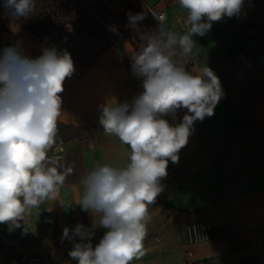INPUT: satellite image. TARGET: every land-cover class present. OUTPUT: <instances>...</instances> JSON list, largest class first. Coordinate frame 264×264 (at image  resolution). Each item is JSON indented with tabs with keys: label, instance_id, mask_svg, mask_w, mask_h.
Returning a JSON list of instances; mask_svg holds the SVG:
<instances>
[{
	"label": "crops",
	"instance_id": "crops-1",
	"mask_svg": "<svg viewBox=\"0 0 264 264\" xmlns=\"http://www.w3.org/2000/svg\"><path fill=\"white\" fill-rule=\"evenodd\" d=\"M141 1L164 12L163 25L169 30L186 32V10L178 0ZM193 39L191 57L180 59L193 73L211 68L224 96L211 117L195 122L178 163L169 160L168 175L161 181L164 190L148 206L144 255L130 264H264V63L255 65L258 56L264 57V0H244L238 15L213 22L204 36ZM0 41L32 58L50 47L15 25L0 30ZM122 42L64 81L56 141L65 154L57 162L74 165L73 172L55 199L30 210L26 232H10L0 224V264H25L29 257L39 264H77L68 253L78 237L59 247L64 228L82 224L94 230L93 246L103 237L106 229L94 226L99 216L78 203L81 178L95 165L128 162L129 147L106 135L99 124L101 105L131 103L143 91L142 80L131 69V55L141 45ZM240 68L246 70L244 80L237 78ZM185 111L165 118L175 125ZM197 222L210 226L211 238L189 244L186 227Z\"/></svg>",
	"mask_w": 264,
	"mask_h": 264
},
{
	"label": "clouds",
	"instance_id": "clouds-1",
	"mask_svg": "<svg viewBox=\"0 0 264 264\" xmlns=\"http://www.w3.org/2000/svg\"><path fill=\"white\" fill-rule=\"evenodd\" d=\"M186 10L182 35L162 23L141 31L144 13L128 14L141 46L131 55L134 76L143 91L131 103L101 105L99 124L106 135L116 136L130 149L121 167L97 164L81 178L78 205L99 216L94 226L106 229L93 246L94 230L77 224L63 230L62 240L75 241L68 255L77 264H130L144 255L143 241L151 221L148 206L164 190L169 160L178 163L196 121L214 114L224 96L219 77L207 65L189 71L180 58L191 57L196 42L212 23L238 15L244 0H178ZM12 19L29 18L36 0H4ZM161 21L162 17L153 15ZM114 30V29H113ZM74 61L67 50L47 47L36 58L18 46L0 50V224L9 231L26 232L30 210L55 199L74 165L64 167L49 159L57 143L64 81L73 75ZM186 109L173 125L178 110ZM94 219V216H93Z\"/></svg>",
	"mask_w": 264,
	"mask_h": 264
},
{
	"label": "trees",
	"instance_id": "trees-1",
	"mask_svg": "<svg viewBox=\"0 0 264 264\" xmlns=\"http://www.w3.org/2000/svg\"><path fill=\"white\" fill-rule=\"evenodd\" d=\"M122 1L125 2L122 10L116 8L115 16L101 0H36L29 18L14 20L3 7L4 0H0V30H6V25H15L39 42L67 50L85 71L121 39L141 45L139 34L129 24V13L145 14V19L138 24L141 31H151L160 25L144 11L141 0H131L139 6L137 9L129 0Z\"/></svg>",
	"mask_w": 264,
	"mask_h": 264
},
{
	"label": "built area",
	"instance_id": "built-area-1",
	"mask_svg": "<svg viewBox=\"0 0 264 264\" xmlns=\"http://www.w3.org/2000/svg\"><path fill=\"white\" fill-rule=\"evenodd\" d=\"M144 11L151 15L157 16V17H162L163 19L161 21H158L159 24H163L164 19H165V14L163 11H155L152 8H147L144 7ZM154 18V17H153ZM156 20V19H155ZM157 21V20H156ZM2 42V41H1ZM262 63H264V57L258 56L255 62L256 66H261ZM246 77V70L243 68H240L237 72V78L239 80H244ZM65 154V147L61 142H57L53 148L50 150V157L52 159H55L57 161L61 160ZM186 235H187V240L189 244H197V243H202L209 241L211 238V229L208 224L197 222L193 223L191 225H188L186 227ZM63 245V240L59 242V247ZM190 256L191 253H188ZM25 264H39V260L35 257H29L26 259Z\"/></svg>",
	"mask_w": 264,
	"mask_h": 264
},
{
	"label": "rangeland",
	"instance_id": "rangeland-1",
	"mask_svg": "<svg viewBox=\"0 0 264 264\" xmlns=\"http://www.w3.org/2000/svg\"><path fill=\"white\" fill-rule=\"evenodd\" d=\"M129 2L134 4L135 9H137V7H139V6L137 5V3H135V2H133V1H131V0H129ZM129 2H128V3H129ZM101 3H102L104 6L110 8L111 11H112V13H113L115 16H117L116 8L120 7L121 10H122V7H121V6H122V4H124L125 2L122 1V0H101ZM130 3H129V4H130ZM138 9L143 10L142 8H138ZM131 14H132V13H131ZM115 20H117L118 23L121 22L118 18H115ZM9 25H11V24H9ZM9 25H6V28H7V26H9ZM2 31H3V30H2ZM122 41H123L122 39L119 40V41H117L116 46H113V48L119 46L120 42H122ZM122 43H123V42H122ZM5 47H6V46H5ZM5 47H4V43L0 41V50H3ZM181 62H182V63L185 65V67H186V65H187L188 62L185 61V60H181ZM74 68H75V71H74L73 75H74V74L81 73V71H82V69H83V68L81 67V65H80L79 62H74ZM73 75H72V76H73Z\"/></svg>",
	"mask_w": 264,
	"mask_h": 264
}]
</instances>
